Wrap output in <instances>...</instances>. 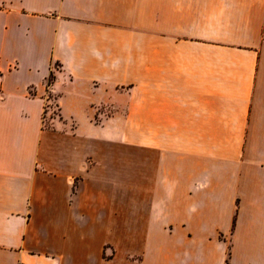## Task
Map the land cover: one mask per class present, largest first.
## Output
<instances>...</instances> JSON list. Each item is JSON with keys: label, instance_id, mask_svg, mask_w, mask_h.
I'll use <instances>...</instances> for the list:
<instances>
[{"label": "crops", "instance_id": "obj_1", "mask_svg": "<svg viewBox=\"0 0 264 264\" xmlns=\"http://www.w3.org/2000/svg\"><path fill=\"white\" fill-rule=\"evenodd\" d=\"M0 264H264V0H0Z\"/></svg>", "mask_w": 264, "mask_h": 264}]
</instances>
